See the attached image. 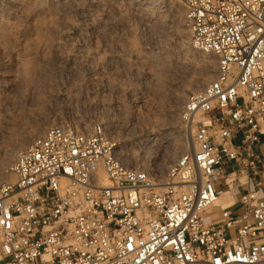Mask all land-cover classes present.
Returning <instances> with one entry per match:
<instances>
[{"label":"built area","instance_id":"2783aa9c","mask_svg":"<svg viewBox=\"0 0 264 264\" xmlns=\"http://www.w3.org/2000/svg\"><path fill=\"white\" fill-rule=\"evenodd\" d=\"M174 1L214 68L179 113L189 146L159 174L102 120L47 128L4 171L0 264H264V0Z\"/></svg>","mask_w":264,"mask_h":264},{"label":"rangeland","instance_id":"374dc122","mask_svg":"<svg viewBox=\"0 0 264 264\" xmlns=\"http://www.w3.org/2000/svg\"><path fill=\"white\" fill-rule=\"evenodd\" d=\"M53 1L0 3V184L18 140L60 121H104L129 167L165 174L190 140L179 113L191 93L179 95L207 71L205 86L214 78L212 60L191 55L183 9L174 0Z\"/></svg>","mask_w":264,"mask_h":264},{"label":"bare ground","instance_id":"6f19581e","mask_svg":"<svg viewBox=\"0 0 264 264\" xmlns=\"http://www.w3.org/2000/svg\"><path fill=\"white\" fill-rule=\"evenodd\" d=\"M2 1L3 0H0V3H2ZM6 1H8V0H6ZM36 1H41L42 2V0H36ZM55 1V0H54ZM53 1V2H54ZM57 1V0H56ZM56 1H55V3H56ZM62 1V0H61ZM61 1L60 2H58V3H61ZM64 1V0H63ZM62 1V2H63ZM54 4V3H53ZM72 4V3H71ZM41 6V5H40ZM19 7V6H18ZM40 11V10H39ZM2 21L0 20V27L1 26H4L2 23H1ZM69 25V24H68ZM6 26V25H5ZM5 28V27H4ZM1 29H2V27H1ZM179 29V26H178V24L176 25V32H177V34H180V36H183V35H181V31L180 30H178ZM3 30V29H2ZM180 31V32H179ZM6 32V31H5ZM4 35V34H3ZM6 36V35H5ZM5 36H3V37H5ZM179 37V36H178ZM184 37H186V36H184ZM1 38V37H0ZM183 39H186V38H182V40ZM1 40V39H0ZM186 41V40H185ZM6 42H4V44H5ZM186 44V43H185ZM190 52H191V55H192V57L193 58H195V59H198L199 58V55H198V52H194L193 50H190ZM203 60H205V59H203ZM213 62V61H212ZM206 64V63H205ZM30 68V67H29ZM205 68V67H204ZM209 68V67H208ZM28 71V70H27ZM32 72V71H31ZM209 72L207 71L206 73H205V75L203 76V78L201 79L200 77V79L198 80L197 79V81L194 83V84H192V83H189V84H191V85H186L185 86V89H183L182 90V92H181V94L179 95V101H182L185 97H187L188 96V94L189 93H193V92H195V91H197V90H200V89H202V88H204V86H205V84H206V82H207V80L209 79V75L210 74H208ZM202 74H204V73H202ZM29 79V78H28ZM179 101H178V105L176 106V107H178L181 103H179ZM183 102V101H182ZM180 107V106H179ZM175 108V107H174ZM45 125H40V127H36V129H31V132L26 136H24V137H20L21 139H19L18 140V142L16 143V145L12 148V149H10L9 150V152H8V150H7V152L8 153H6L5 154V156H4V163L6 164V166H9L13 161H14V159H15V156H16V154H17V152H20L21 150H23V149H25L34 139H36V137H39L42 133H43V131H44V129H45V127H44ZM47 127V126H46ZM44 134V133H43ZM188 146H189V144H188ZM187 146V147H188ZM186 148V147H185ZM4 164V165H5ZM3 179V178H2ZM4 179H5V176H4ZM1 182V181H0ZM224 201H225V203H224ZM231 201H232V199H231V197L229 196V194H226L225 196H223L220 200H219V204H224V205H227V204H229V203H231Z\"/></svg>","mask_w":264,"mask_h":264},{"label":"crops","instance_id":"0c3cea01","mask_svg":"<svg viewBox=\"0 0 264 264\" xmlns=\"http://www.w3.org/2000/svg\"><path fill=\"white\" fill-rule=\"evenodd\" d=\"M249 190H256V189L254 187H250ZM258 192H259L260 197L262 199H264V187H262L261 189H258ZM238 193L239 192H238V190L236 188H234L233 190H227L226 194H229V196L231 197L232 201H231V203H229L226 206L221 203L222 207H229L233 203V200L236 201L237 197H238ZM224 203H225V201H224ZM234 211H236V210H234ZM207 216L210 218L209 222H213L219 217V210H214L213 212L207 214L205 217H207Z\"/></svg>","mask_w":264,"mask_h":264}]
</instances>
